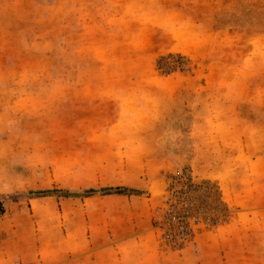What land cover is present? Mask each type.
Returning a JSON list of instances; mask_svg holds the SVG:
<instances>
[{"label": "rangeland", "instance_id": "374dc122", "mask_svg": "<svg viewBox=\"0 0 264 264\" xmlns=\"http://www.w3.org/2000/svg\"><path fill=\"white\" fill-rule=\"evenodd\" d=\"M0 148V264H264V0H0Z\"/></svg>", "mask_w": 264, "mask_h": 264}, {"label": "built area", "instance_id": "2783aa9c", "mask_svg": "<svg viewBox=\"0 0 264 264\" xmlns=\"http://www.w3.org/2000/svg\"><path fill=\"white\" fill-rule=\"evenodd\" d=\"M196 191L208 193L209 189L205 184L197 186ZM190 207L180 204L168 203L163 211V221L167 228L170 239L174 243H188L195 238L201 225H204L205 219L203 210L206 208L207 202L203 196H197L191 200H187ZM202 204L201 207L198 204ZM197 206H192V205ZM196 208V209H195Z\"/></svg>", "mask_w": 264, "mask_h": 264}, {"label": "clouds", "instance_id": "9594fccd", "mask_svg": "<svg viewBox=\"0 0 264 264\" xmlns=\"http://www.w3.org/2000/svg\"><path fill=\"white\" fill-rule=\"evenodd\" d=\"M27 158V152L8 153L0 148V196L12 194L20 182L31 178L15 172V168Z\"/></svg>", "mask_w": 264, "mask_h": 264}, {"label": "trees", "instance_id": "16d2710c", "mask_svg": "<svg viewBox=\"0 0 264 264\" xmlns=\"http://www.w3.org/2000/svg\"><path fill=\"white\" fill-rule=\"evenodd\" d=\"M89 191H90V193H95V192H97L98 190H97V189H93V188H91ZM103 191H107L108 193H123L122 191L118 190V188H112V187L105 188V189H103ZM3 211H4L3 203L0 202V214H1Z\"/></svg>", "mask_w": 264, "mask_h": 264}]
</instances>
